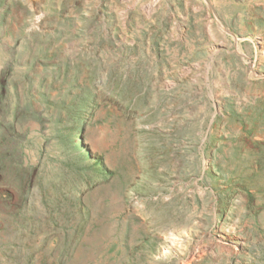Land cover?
I'll return each mask as SVG.
<instances>
[{
	"label": "rangeland",
	"instance_id": "obj_1",
	"mask_svg": "<svg viewBox=\"0 0 264 264\" xmlns=\"http://www.w3.org/2000/svg\"><path fill=\"white\" fill-rule=\"evenodd\" d=\"M0 158V264H264V0H0Z\"/></svg>",
	"mask_w": 264,
	"mask_h": 264
},
{
	"label": "trees",
	"instance_id": "obj_2",
	"mask_svg": "<svg viewBox=\"0 0 264 264\" xmlns=\"http://www.w3.org/2000/svg\"><path fill=\"white\" fill-rule=\"evenodd\" d=\"M31 114H32V112H31ZM6 129L8 130V132H10L11 126H7ZM3 143H5V147H11L10 144L12 143V139L9 138L8 134L4 137ZM5 153L3 154V156H5ZM7 153H11V152L7 151ZM3 164H4L3 159L0 158V166H4Z\"/></svg>",
	"mask_w": 264,
	"mask_h": 264
}]
</instances>
